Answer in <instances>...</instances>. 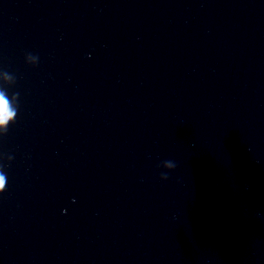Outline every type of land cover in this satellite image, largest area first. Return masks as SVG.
Instances as JSON below:
<instances>
[{"label": "clouds", "instance_id": "clouds-1", "mask_svg": "<svg viewBox=\"0 0 264 264\" xmlns=\"http://www.w3.org/2000/svg\"><path fill=\"white\" fill-rule=\"evenodd\" d=\"M29 58L37 60L38 58L29 54ZM15 115L10 107L9 101L3 92H0V126H4ZM6 175L0 172V192L4 191L6 184Z\"/></svg>", "mask_w": 264, "mask_h": 264}]
</instances>
